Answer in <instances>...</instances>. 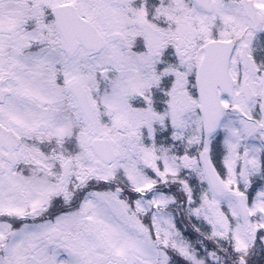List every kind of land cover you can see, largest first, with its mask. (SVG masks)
I'll use <instances>...</instances> for the list:
<instances>
[{
	"label": "snow or ice",
	"instance_id": "1",
	"mask_svg": "<svg viewBox=\"0 0 264 264\" xmlns=\"http://www.w3.org/2000/svg\"><path fill=\"white\" fill-rule=\"evenodd\" d=\"M0 264H264V0H0Z\"/></svg>",
	"mask_w": 264,
	"mask_h": 264
}]
</instances>
